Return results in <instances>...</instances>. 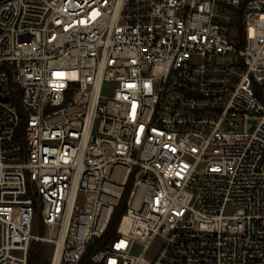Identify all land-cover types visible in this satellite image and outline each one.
Instances as JSON below:
<instances>
[{
    "label": "built area",
    "instance_id": "built-area-1",
    "mask_svg": "<svg viewBox=\"0 0 264 264\" xmlns=\"http://www.w3.org/2000/svg\"><path fill=\"white\" fill-rule=\"evenodd\" d=\"M122 204L90 264H264V0H0V264Z\"/></svg>",
    "mask_w": 264,
    "mask_h": 264
},
{
    "label": "trees",
    "instance_id": "trees-1",
    "mask_svg": "<svg viewBox=\"0 0 264 264\" xmlns=\"http://www.w3.org/2000/svg\"><path fill=\"white\" fill-rule=\"evenodd\" d=\"M239 29H240V33H241L242 27L240 26ZM24 122H25L24 118L22 117L21 121L19 123V126L17 128L16 136L18 139H21V140L23 137L22 134H23V130H24ZM123 211H124V204H122L116 210L108 234H106L103 237V239H101V241H98V243H95V245H90L88 247L87 251L85 252V254L82 257L79 264H90V256H91L92 252L95 249H99L102 246V244H104V242L109 239V237L112 234L113 230L115 229ZM45 252H46V247H45V244L43 242L33 241L31 246H30L29 253H28V264H50L49 260L44 257Z\"/></svg>",
    "mask_w": 264,
    "mask_h": 264
},
{
    "label": "rangeland",
    "instance_id": "rangeland-1",
    "mask_svg": "<svg viewBox=\"0 0 264 264\" xmlns=\"http://www.w3.org/2000/svg\"><path fill=\"white\" fill-rule=\"evenodd\" d=\"M114 88H115V84H114V83L110 84V85L108 86V88L106 89L105 94L108 95V96H111V95L113 94V90H114ZM256 125H257V120L253 119V120H250V121H249V128H250V130H253V129L256 127ZM39 231H40L39 228L34 227V229H33V232H34V233H37V232H39ZM56 232H57V231H54L53 234L56 235ZM44 233L47 234V232H44ZM44 244H45V247H46V252H45V256H44V257L47 258V259L49 260V257H51V255H52L53 244H50V243H44ZM134 251H135L136 253H139V252L142 251V247H141L140 245H137V246L134 248Z\"/></svg>",
    "mask_w": 264,
    "mask_h": 264
}]
</instances>
